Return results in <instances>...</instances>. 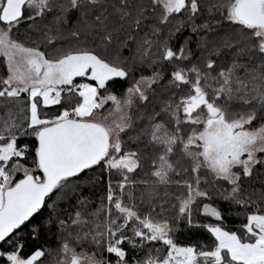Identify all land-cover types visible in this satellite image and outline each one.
<instances>
[{"label": "snow or ice", "instance_id": "1", "mask_svg": "<svg viewBox=\"0 0 264 264\" xmlns=\"http://www.w3.org/2000/svg\"><path fill=\"white\" fill-rule=\"evenodd\" d=\"M0 264H264V0H0Z\"/></svg>", "mask_w": 264, "mask_h": 264}]
</instances>
